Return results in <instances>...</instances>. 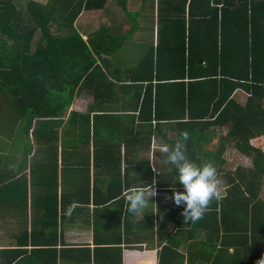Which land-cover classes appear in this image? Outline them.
I'll use <instances>...</instances> for the list:
<instances>
[{
  "label": "trees",
  "instance_id": "1",
  "mask_svg": "<svg viewBox=\"0 0 264 264\" xmlns=\"http://www.w3.org/2000/svg\"><path fill=\"white\" fill-rule=\"evenodd\" d=\"M112 2L129 31L101 25L83 39L74 25L80 14ZM126 5L0 0V99L9 108L0 130L8 140L0 143V217L8 211L21 223L0 264H124L128 251L147 252L153 264H259L264 0H140L131 12ZM140 20L155 44L132 66L105 67ZM82 94L91 97L84 112L72 108ZM182 132L187 157L212 163L226 183L196 222L184 221L171 199L173 188L183 191L174 166L148 158L159 135L171 146ZM23 138L22 158L4 160L3 145ZM227 148L250 166L227 171ZM138 188L167 193V204L157 208L152 196L129 213L127 195ZM79 215L92 227L91 246L64 243L62 228Z\"/></svg>",
  "mask_w": 264,
  "mask_h": 264
},
{
  "label": "crops",
  "instance_id": "2",
  "mask_svg": "<svg viewBox=\"0 0 264 264\" xmlns=\"http://www.w3.org/2000/svg\"><path fill=\"white\" fill-rule=\"evenodd\" d=\"M138 2L137 4V8L139 6L140 0H136ZM127 2H129V0H127ZM127 10L129 12L131 11H135L137 10ZM108 5L104 10H98V11H84L80 14V16L77 18V20L75 21L74 25L76 27V29L79 31V33L81 34L83 39H86L87 36L90 33H93L94 31H96L101 25L104 26H114V24H117L115 27V29H117V32L119 33H126L129 31L130 29V24H129V20H126L127 17L124 13L122 14H111V12L108 13ZM89 13V14H88ZM108 13V14H107ZM85 14L90 15V14H97V20L99 21H103L96 29L92 30V31H88L85 30L84 28H81L78 25V22L83 18L84 20L87 19L85 17ZM103 14L107 15L104 19ZM141 23V27H140V32L143 33V38H140V43L142 44L141 48L144 51V46L147 44V42L149 43L151 40L153 42V44H155L156 42V35H155V31H153V34H151V36H149L150 31L146 30L145 28H143V20H140ZM143 30V31H142ZM154 30H156V26H154ZM129 40L125 41V43L123 45H125ZM123 47V46H122ZM121 47V48H122ZM120 50H117V52L108 58V63L105 64L106 66H110V68L112 69L113 67H120V68H124V67H128V65L121 63L120 58L119 59H115V56L119 53ZM143 55V52H141L140 57ZM122 59V58H121ZM134 64V63H133ZM104 66V65H103ZM132 66V65H131ZM234 98L240 102L243 103L245 101V95L241 92H236L234 94ZM78 100L81 101H85L86 102V106L91 102V97L82 94L78 99L75 100L72 108L74 110H78L75 109V104L77 103ZM81 111V110H78ZM162 134H165L167 137L166 138H170L173 133L172 131L167 130V128H163L162 130ZM164 144L163 143V138L159 135L156 139L153 140L152 142V146L150 149V152L148 154V158L150 160L151 165H158V163L162 166L168 167L170 164L167 163V158H164L162 155V152H159V145ZM33 150L34 148H32V152L28 155L27 159L30 158L33 155ZM227 150H231L229 148L226 149ZM225 151V152H226ZM224 152V153H225ZM145 156V155H144ZM223 158H224V154H223ZM224 160L226 161V159L224 158ZM91 167H92V162L90 163ZM90 167V175L92 177L93 172H92V168ZM28 172V169H26V172ZM29 180V179H28ZM59 183H60V179H59ZM155 192V191H154ZM162 195L165 196V200L167 198V193H161V192H155V195L153 196L154 199L156 200V206H162L159 204V200L160 202L162 201L163 197ZM30 195L28 196L29 199ZM166 204H167V200H166ZM29 210V209H28ZM28 214V213H27ZM2 216L0 217V249L2 248H13V245H15V241H14V235L16 234V232L21 230V227H19V225H21L20 222L17 223V215H14L13 213H10L8 211H5L3 214H1ZM12 215V216H11ZM63 239H64V243L67 246H83V245H92V236H93V231H92V227L90 225H88L86 223V221L84 220L83 215H79L75 222L72 224H68L65 225L63 228ZM143 251H128L126 252L127 255V261H125L124 264H131V261L129 260V256L133 255V253H142ZM59 264H74L73 262H70L68 260L63 261L62 263L59 262Z\"/></svg>",
  "mask_w": 264,
  "mask_h": 264
},
{
  "label": "clouds",
  "instance_id": "3",
  "mask_svg": "<svg viewBox=\"0 0 264 264\" xmlns=\"http://www.w3.org/2000/svg\"><path fill=\"white\" fill-rule=\"evenodd\" d=\"M187 139L188 133L182 132L174 145H159V152L166 154L167 163L176 170L177 183L183 187V191L173 188L172 201L177 206H183L184 221L196 222L203 217L210 201L219 197L220 179L212 163L198 164L187 157L184 143ZM154 195L153 188L150 191L143 188L130 191L127 195L128 212L135 214L143 211ZM259 264H264V260Z\"/></svg>",
  "mask_w": 264,
  "mask_h": 264
},
{
  "label": "rangeland",
  "instance_id": "4",
  "mask_svg": "<svg viewBox=\"0 0 264 264\" xmlns=\"http://www.w3.org/2000/svg\"><path fill=\"white\" fill-rule=\"evenodd\" d=\"M137 4H138V2L136 0H129V2H127V5H126L127 10L136 9ZM108 8H109V9H107L108 13L111 12V14L115 13L118 15L122 14L120 9L118 8V6L113 2L110 3V5H108ZM96 16H97V14H90V15L85 14V17L87 19L84 20L82 18L78 22V25L81 28H84L85 30L92 31V30L96 29L104 21L103 20L101 22V21L97 20L98 18ZM106 16L107 15L103 14L104 19ZM140 27H141V23H140ZM140 27L129 38V41L125 45H123L122 48L119 49L120 50L119 53L115 56V59L120 58L121 63H124L126 65L129 64L128 67L131 65H134L140 59L141 52H143V50L141 48L142 44L140 43V38H143V33L140 32L141 31ZM85 106H86L85 101L78 100L77 103L75 104V109H78V110H81L82 112H84ZM8 109L9 108L7 107V104H5L0 99V130H2V128L4 126V119H6L8 117ZM14 135H13L12 139L14 138ZM0 137L2 138V139H0L1 144L8 142V140H6L5 142L3 141L5 136L0 135ZM14 140H15V138H14ZM22 140L23 141H21V139H18V141H17L18 144L14 145L12 147V149L9 147L11 145L10 143L7 144L6 146L3 145V150L1 152V155L3 153L4 160L6 158H8L6 161H8L10 159V161L16 162V161H19L20 158H22V156L24 154L23 148H25L28 144V141L25 140V138H23ZM29 143H30V141H29ZM28 146H29V144H28ZM263 148H264V143H263ZM138 158L143 159V158H146V156L141 154V155H139ZM224 158L226 159V163H227V167H226L227 171L234 170V168L240 164L242 166H250V159L247 157L239 155L234 150H227L224 153ZM219 179H220L219 187H220V195H221L223 193L224 189L226 188V183L221 176H219ZM162 197H163V199L161 202L159 200V204L165 206L166 205V200L164 199L165 196L162 195ZM157 208L160 209V207H157ZM129 260L131 261V264H153V262L149 258V255L147 252L133 253V255L129 256Z\"/></svg>",
  "mask_w": 264,
  "mask_h": 264
}]
</instances>
